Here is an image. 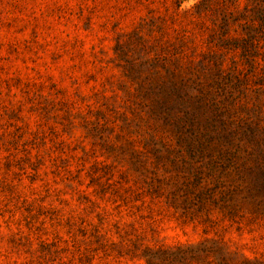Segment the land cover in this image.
Segmentation results:
<instances>
[{"label": "rangeland", "instance_id": "rangeland-1", "mask_svg": "<svg viewBox=\"0 0 264 264\" xmlns=\"http://www.w3.org/2000/svg\"><path fill=\"white\" fill-rule=\"evenodd\" d=\"M256 3L0 0V264H264Z\"/></svg>", "mask_w": 264, "mask_h": 264}, {"label": "trees", "instance_id": "trees-1", "mask_svg": "<svg viewBox=\"0 0 264 264\" xmlns=\"http://www.w3.org/2000/svg\"><path fill=\"white\" fill-rule=\"evenodd\" d=\"M257 1V10H256V16L259 19V23H258V27L264 29V0H256ZM182 101V103L184 101H188L185 100L182 96V89L173 81L169 82V85H167L166 83H164L160 89V97L157 100V107L159 106H163V107H167V105L169 104L168 108L176 105L179 106L180 104H177V101ZM193 103H196L195 105H201L202 102L200 101V99L198 98L197 100H195V102L193 101ZM198 107V106H197ZM199 108V107H198ZM155 109H151L152 113H155ZM183 120H189V122H193L194 118L191 117V115L189 113H185V115L182 117ZM201 120H204L206 122V118H196V122L198 123V126L201 125L200 127H202V138L198 139L197 143H194L192 140H185L186 144L185 147L186 148H192V147H198V148H204L206 146H208L211 142H213V139L216 138V136L213 134H211L210 131V126L211 124L207 122V124H200ZM201 131V130H200ZM217 142V146L221 145L220 143ZM211 145V144H210ZM256 181V182H255ZM251 187L250 190L251 191H257L260 192L262 195H264V165L261 164L258 167V174L256 175V178L254 177V182L252 181V183H250Z\"/></svg>", "mask_w": 264, "mask_h": 264}]
</instances>
